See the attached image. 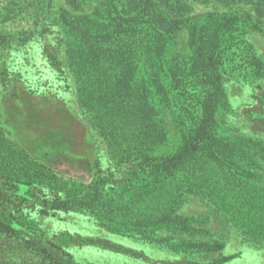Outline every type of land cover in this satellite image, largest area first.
<instances>
[{
  "label": "rangeland",
  "instance_id": "obj_1",
  "mask_svg": "<svg viewBox=\"0 0 264 264\" xmlns=\"http://www.w3.org/2000/svg\"><path fill=\"white\" fill-rule=\"evenodd\" d=\"M96 3L0 0V264H264V35H246L260 74L225 75L214 126L235 165L239 151L254 154V177L228 173L226 161L210 172L195 157L182 193L143 197L124 189L131 162L121 157L125 139L113 135L138 119L104 96L121 71L82 63L59 17ZM163 118L156 151L176 152L189 124Z\"/></svg>",
  "mask_w": 264,
  "mask_h": 264
},
{
  "label": "trees",
  "instance_id": "obj_2",
  "mask_svg": "<svg viewBox=\"0 0 264 264\" xmlns=\"http://www.w3.org/2000/svg\"><path fill=\"white\" fill-rule=\"evenodd\" d=\"M191 1L211 8L195 13ZM59 17L67 34L76 37L68 40V47L81 53L82 63L108 62L121 71L104 96L111 109L122 106L124 115L138 119L124 130L116 127L113 134L125 139L121 157L131 162L125 191L173 198L186 186L180 177L186 179L195 157L199 165L211 163L210 172L226 161L234 168L228 173L236 169L254 177V154L239 151L238 157H245L239 158L242 165H235L232 145L217 136L214 126L215 113L225 101V75L233 70L260 74L261 61L253 57L246 35H264V0H97L89 13L63 10ZM163 115H172L179 125L189 124L190 132L176 152L156 151L168 130ZM95 192L98 197L104 194L103 189ZM160 221L187 227L181 216ZM7 229L18 233L9 225Z\"/></svg>",
  "mask_w": 264,
  "mask_h": 264
}]
</instances>
